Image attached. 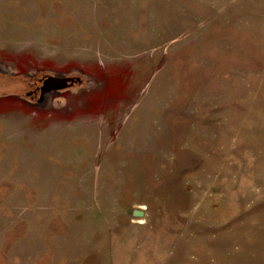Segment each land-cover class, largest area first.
<instances>
[{
    "label": "rangeland",
    "instance_id": "374dc122",
    "mask_svg": "<svg viewBox=\"0 0 264 264\" xmlns=\"http://www.w3.org/2000/svg\"><path fill=\"white\" fill-rule=\"evenodd\" d=\"M0 68V264H264V0H0Z\"/></svg>",
    "mask_w": 264,
    "mask_h": 264
},
{
    "label": "water",
    "instance_id": "95a60500",
    "mask_svg": "<svg viewBox=\"0 0 264 264\" xmlns=\"http://www.w3.org/2000/svg\"><path fill=\"white\" fill-rule=\"evenodd\" d=\"M78 80H81L80 77L70 76V75H63V74H53L49 75L45 78L44 83L42 85V89L44 93L42 94L41 98L42 101L46 100V95L51 93L54 90H59L60 88L70 87ZM146 211L144 208H135L133 210V215L138 217L145 216Z\"/></svg>",
    "mask_w": 264,
    "mask_h": 264
},
{
    "label": "flooded vegetation",
    "instance_id": "af4514ba",
    "mask_svg": "<svg viewBox=\"0 0 264 264\" xmlns=\"http://www.w3.org/2000/svg\"><path fill=\"white\" fill-rule=\"evenodd\" d=\"M0 70H3L2 68H0ZM6 69L3 70V72L5 71ZM7 71V70H6ZM8 72V71H7ZM31 76H33V80L32 81H29L30 82V88L28 89V93L31 94V96L34 98L38 97L40 98V96H42V94L44 93L43 89H42V85L44 83V80L46 78V76H40L38 77V75H36L35 73L34 74H30ZM71 76V75H70ZM36 77V78H35ZM77 77V76H75ZM82 81V78L81 80H78L77 82H81ZM76 84V83H74ZM73 84V85H74ZM72 85V86H73ZM53 92V91H52ZM34 103V101H31Z\"/></svg>",
    "mask_w": 264,
    "mask_h": 264
}]
</instances>
